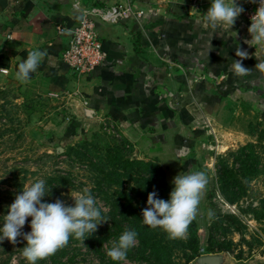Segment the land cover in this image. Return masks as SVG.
Instances as JSON below:
<instances>
[{"label": "crops", "instance_id": "0c3cea01", "mask_svg": "<svg viewBox=\"0 0 264 264\" xmlns=\"http://www.w3.org/2000/svg\"><path fill=\"white\" fill-rule=\"evenodd\" d=\"M241 3L245 11L228 30L201 19L210 0H0L6 74L17 76L20 59L34 49L43 51L29 80L44 82L63 101L69 120L82 128L113 124L138 158L157 163L173 187L176 175L196 168L193 146L204 135L190 128L204 119L208 129L224 131L239 105L264 107V69L256 67L264 63V48L245 43L251 21L248 0ZM119 5L129 11L122 18L93 13ZM89 16L107 59L94 75L74 76L62 54L70 31ZM60 23L67 33L58 32ZM238 47L247 50L243 65L252 70L244 76L230 68L239 59ZM223 264L258 263L228 259Z\"/></svg>", "mask_w": 264, "mask_h": 264}, {"label": "rangeland", "instance_id": "374dc122", "mask_svg": "<svg viewBox=\"0 0 264 264\" xmlns=\"http://www.w3.org/2000/svg\"><path fill=\"white\" fill-rule=\"evenodd\" d=\"M116 7L121 8L122 14L129 12L122 5ZM2 18L0 14V30ZM1 35L0 31V69H4L0 71V222L19 191L37 179L45 180L51 188L45 201L61 199L71 206L74 204L71 196L87 189L102 214H108L113 202L120 201L115 193L117 185L127 194L134 188L148 197L151 192H144L139 183L145 174L138 168L125 170V161L157 163L138 158L133 146L113 124H98L86 130L81 123L69 120L63 101L53 97L44 82L6 74L3 59L6 43L1 41ZM258 106L253 102L239 105L234 120L224 131L208 129L209 122L204 119L190 128L192 134L204 135L193 146L197 161L194 171H204L209 180L193 219L195 227L190 224L188 228L199 247L195 253L188 252L193 260L182 257L189 245L170 246L175 248L171 259L170 254L163 255L166 262H160L148 245L137 241L122 264H197L203 255L264 264V107ZM186 123L190 127L189 120ZM99 161L113 165L112 170H123L122 177L111 174L105 179ZM153 170L157 175L160 173L156 168ZM101 180L103 184L99 186ZM209 212L213 213L211 217ZM226 216H231V220ZM30 220L22 229L25 233L31 231ZM125 230L122 228L119 236ZM104 235L110 238L102 250L89 247L86 238L83 241L70 237L67 246L38 264H118L107 256L118 238L107 230ZM25 244L22 237L16 243L8 240L0 243V264H28L21 254ZM197 254L200 256L195 257Z\"/></svg>", "mask_w": 264, "mask_h": 264}, {"label": "clouds", "instance_id": "9594fccd", "mask_svg": "<svg viewBox=\"0 0 264 264\" xmlns=\"http://www.w3.org/2000/svg\"><path fill=\"white\" fill-rule=\"evenodd\" d=\"M258 4L251 17L248 32L250 40L245 43L264 48V0H248ZM245 11L241 0H210L206 13L201 19L209 26L231 29L238 17ZM43 51L34 49L26 58L18 63L17 77L22 80L31 79L42 63ZM236 57L230 65L238 76H244L252 70L243 65L248 57L247 50L236 48ZM256 67L264 69V63ZM4 69H0L3 71ZM208 176L204 171L181 172L172 180V190L167 200L158 197L156 191L149 193L147 207L142 210V223L153 229L163 230L169 239H182L188 234V228L196 217L201 196L208 185ZM51 188L45 180L37 179L26 185L15 196L14 202L8 206L7 214L0 222V243L8 240L16 243L18 237L26 241L22 248V256L28 264H38L54 255L59 249L67 246L70 237L85 240L96 232L98 226L108 219L97 206L95 197L85 189L78 196H71L74 204L69 206L63 200L54 202L44 200L51 195ZM213 215L209 212V216ZM31 218L30 232H23L26 221ZM138 232L135 229L125 230L117 242L109 248L107 256L114 262L122 264L127 260L128 252L136 246Z\"/></svg>", "mask_w": 264, "mask_h": 264}, {"label": "trees", "instance_id": "16d2710c", "mask_svg": "<svg viewBox=\"0 0 264 264\" xmlns=\"http://www.w3.org/2000/svg\"><path fill=\"white\" fill-rule=\"evenodd\" d=\"M247 147H244V149H246ZM124 158V160H127L128 156H125ZM99 162H102L99 164V166L100 168L104 169H100V173L103 174L105 179L108 178L111 174L116 175L117 178L122 177L121 172H123V170H112L111 168L113 165H103V161ZM125 162L127 165V168L125 170L129 171L132 168H138L141 169L140 172L142 174H145V177H143L142 180L139 181V183L142 185V190L144 192L156 191L159 198L165 200L169 198L172 186L167 183L164 176V172L158 164L144 163L138 160ZM154 168L160 171L158 175L153 170ZM98 171L99 169H97V172ZM148 175L150 176V178L146 177ZM137 182L138 181H136V183ZM97 184L100 186L103 184V181H99ZM117 186L119 189L115 191V193L118 197L117 199H120V201L113 202V204L111 205L112 208L110 209L108 214L103 213V215L108 219V221L105 222L104 225L100 224L95 233H93L89 237H86V242L89 247H92L95 250L98 248L102 250L104 248V243L107 242V240L110 238V236L104 235V232L106 230L110 232L112 237L119 238V234L120 232H122V228H125L126 230L135 229L138 232V243L144 246L148 245L152 249V251H154L153 253L157 256L160 262H166L165 259H163V255L170 254V257H168V259H171V255L173 253V250L175 249L172 247L176 243H180L181 245H189L190 248L185 249V253H182V257L187 259V261L193 260L191 256H188V252L195 253L198 251L199 247L198 241L194 236H192L191 230L188 231L189 235L185 238L173 240L169 239L166 233L160 232L161 229H153L147 225H144L142 223L141 213L142 210L148 206V197H146V195H140L138 193V190L134 188H130L131 193L127 194L120 185ZM133 194L134 196H131ZM226 218L231 220L232 217L226 216ZM195 224L196 223L193 220L191 222L192 228L195 227ZM198 256H200V254H197L195 257Z\"/></svg>", "mask_w": 264, "mask_h": 264}, {"label": "built area", "instance_id": "2783aa9c", "mask_svg": "<svg viewBox=\"0 0 264 264\" xmlns=\"http://www.w3.org/2000/svg\"><path fill=\"white\" fill-rule=\"evenodd\" d=\"M258 4L250 3L248 6L247 18L251 21ZM93 13L100 15L102 18H121V8L116 7L109 12L101 14L95 10ZM94 19L83 18L77 26L70 31L68 36V45L62 54L63 63L68 68L71 75L86 77L94 75L107 59L105 43L102 40ZM57 30L61 34L68 32L63 23L57 26Z\"/></svg>", "mask_w": 264, "mask_h": 264}, {"label": "water", "instance_id": "95a60500", "mask_svg": "<svg viewBox=\"0 0 264 264\" xmlns=\"http://www.w3.org/2000/svg\"><path fill=\"white\" fill-rule=\"evenodd\" d=\"M223 255H203L197 260V264H223Z\"/></svg>", "mask_w": 264, "mask_h": 264}]
</instances>
